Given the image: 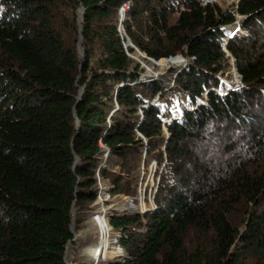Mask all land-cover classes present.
I'll return each mask as SVG.
<instances>
[{
	"label": "trees",
	"instance_id": "16d2710c",
	"mask_svg": "<svg viewBox=\"0 0 264 264\" xmlns=\"http://www.w3.org/2000/svg\"><path fill=\"white\" fill-rule=\"evenodd\" d=\"M128 1L123 27L135 48L155 60L193 58L175 78L180 114L164 84L147 81L123 49L118 10ZM162 1L0 0V264H66L72 208L95 197L85 188L100 138L128 171L144 139L164 141L168 159L155 209L111 219L129 238L122 239L126 261L110 264L264 260V0H239L226 11L197 0ZM170 12H179L171 26ZM230 26L238 33L230 35ZM224 43L241 86L218 93ZM113 182L119 189L117 177ZM192 230L210 238L212 252L186 258ZM237 239L241 251L232 250Z\"/></svg>",
	"mask_w": 264,
	"mask_h": 264
},
{
	"label": "rangeland",
	"instance_id": "374dc122",
	"mask_svg": "<svg viewBox=\"0 0 264 264\" xmlns=\"http://www.w3.org/2000/svg\"><path fill=\"white\" fill-rule=\"evenodd\" d=\"M159 1L160 0H157V1L151 0V3L153 5H155V4L159 3ZM171 1L172 0H164V1H162V4L168 5ZM229 2H231V4H229ZM236 2H237V0H212L211 1L212 4L217 5L221 10H224V11L231 9L233 7L236 8ZM78 9L76 10L77 19H78V14H77ZM178 13L177 12H175V13L170 12V14L168 15V25L169 26H171L175 23V21L178 18ZM118 15H119V13H118ZM140 22L144 26H147L148 22H147V15L146 14H144L142 16ZM120 24L123 26V21L120 22L118 20V25H120ZM123 29H124V27H123ZM143 29H144V27H143ZM124 31H125V29H124ZM228 31H229L230 35H234V34L238 33L239 28H238V26H233V27L230 26L228 28ZM225 38L228 39V36H226ZM127 40L129 42H127ZM129 43H130V45H129ZM124 44H125V46H123V49L125 50L127 55L133 61L132 65L138 64L140 66L139 70H142V75L144 74L145 79L147 81L157 80V81H161L164 84L165 91H166V97L169 99V102L173 103L175 112L177 114H180L181 107L178 108V106H177V101H178L177 90L174 89L175 78H176L179 70L181 68H183L185 66V64L187 65V64L191 63L190 61H192V60L188 59L190 61H187L185 56L177 54L178 56L183 57L184 62L178 63L179 60H177L175 58L177 56L176 55V56H173V59H174V60H172L173 62L166 63L163 60L160 62L161 65L158 66V65H154V63L152 61L147 60L145 54L142 51H140L139 49L135 48L132 45V43L130 42L128 37H126V38L124 37ZM129 48H133L134 50L132 52H129L128 51ZM223 50H226V46L223 47ZM76 51H77V45H76ZM100 54L101 53H100L99 49L96 48V50L94 51V53L91 56L95 55L97 57V56H100ZM77 55H78V58L81 59V55H79L78 52H77ZM227 56H228V60H226V62H225V64L227 66H226L224 73H219L217 75V77L222 82L221 87L217 89L218 93L224 92L223 91L224 87H227L228 89H233L235 87H238L236 84H239V85L241 84V79H238L236 77L237 72L235 69V60L233 63L232 62L233 57L231 58V56L228 54H227ZM83 60H84V58L82 59V64H83ZM90 61H91L92 67H95L96 61H97L96 58L94 56L90 57ZM146 70H149V71L146 72ZM78 80H79V78H78ZM80 90H82V93H83L84 87L78 88V96H79ZM225 91H227V90H225ZM157 98H158V95H156L155 99H157ZM114 106H115V110H116L117 109L116 108L117 103L114 102ZM138 115H140V112H138ZM165 130L166 129L162 127L164 137L166 135ZM232 132L233 131L227 132L228 137H230V135H232ZM223 133H225V132H223ZM227 134H225V137L227 136ZM135 136H137V135H135ZM214 139H216L215 140L216 142L218 141L217 138H214ZM225 140H226V138H224V141ZM229 141L232 142V139H229ZM163 143H164V141L162 143L157 144V146H153V145H149V142L146 139L143 140V144L145 145L144 150H143L142 154L134 156L133 168L130 171H128L126 169H122V172H124L126 175V177H125L127 179L126 183H124V179L117 177L118 181H119V185L122 188H129L130 185H134L135 182H138V175H139V171H140L141 167H143V169L147 172L148 175L159 176V178H161L162 171L164 172L167 170L166 161L168 160L166 153H165V148L163 147ZM244 143L245 142L243 141V144ZM102 168H105V167H102ZM97 172H98V168H93L92 173H91L92 175L90 176L92 184L90 187L85 188V191H88V193H91L94 196L97 195V190L100 187L104 193L108 192V191H106L104 184L101 183V179H99L100 174L97 175ZM79 178H80V176H79ZM114 178H116V177H114ZM101 197L104 198V194L101 195ZM102 198L97 199V200H94V199L84 200L81 203H79L77 205V207L72 208L73 212L71 211L70 227L72 230L73 238L67 246V253H66V256L64 259V262L66 264H80L79 260H81V259H79V255H81V250H86V249H88L89 246L91 247L95 243H97V237L95 235L96 229L94 226L88 225L87 222L90 220L91 213H94L96 209L103 210L105 208V206L101 202ZM109 199H111V197L107 198V200H109ZM121 230H122V233H121V239H122V235H123L124 231H123V228ZM136 230L138 231L140 229L136 228ZM188 236H189L188 239L186 238L185 243H184L185 248H186V252H185L186 258H188V255L193 254L195 252L208 254V253L213 251V249H211L209 247L208 240H210V238L208 236H205L203 234L198 235L193 230L189 232ZM121 239L117 238V240H119L118 242H121ZM232 250H234V251L243 250V246H242L241 241H239L237 239L235 242V246L232 248ZM245 260H246L245 264H264V260H258L255 257H250L248 259L245 258ZM101 264H110V263L105 262V263H101Z\"/></svg>",
	"mask_w": 264,
	"mask_h": 264
},
{
	"label": "built area",
	"instance_id": "2783aa9c",
	"mask_svg": "<svg viewBox=\"0 0 264 264\" xmlns=\"http://www.w3.org/2000/svg\"><path fill=\"white\" fill-rule=\"evenodd\" d=\"M197 1L202 6L211 3V1L209 0ZM129 7L130 1L124 3L119 8L118 20L120 22H124V18L126 16L127 11L129 10ZM117 31L118 35L122 39L123 46H125L124 37L126 38L127 36L125 35L126 33L121 24L117 25ZM225 40L227 41V38H225ZM127 42L129 41L127 40ZM146 58L147 60L152 61L154 65L158 66L161 65L160 62L163 60L166 63L173 62L172 60H174L173 57L162 58L159 60H155L147 56ZM175 58L179 60L178 63L184 62V59L181 56L177 55ZM186 59L187 61H193V58ZM233 61L234 59H232V62ZM148 71L149 70H146V72ZM139 112L141 115V109H139ZM113 113L114 110L110 112V115L107 118V123L110 122V117ZM135 133L138 137L143 138L142 135L137 132V130H135ZM98 146L100 152L95 168H98L97 175L100 174L99 179H101V183L104 184V187L108 192L104 193L100 187L97 190V195L94 197V200H97L102 198L101 195L104 194V198H102L101 202L103 203L105 208L103 210L96 209L94 213H91L90 220L87 222L88 225L94 226L96 229L95 235L97 237V243H95L91 247L89 246L86 250H81V255H79V259L81 260L79 261L80 264H101L105 262L124 263L128 257V249L126 245L123 244L122 239L129 237L122 235L121 239L122 228L120 226L116 227L112 225L111 219L114 217L126 218L131 217L133 215L144 216L145 214L152 212L156 207L155 196L159 187L160 178L159 176L148 175L147 172L143 169V167H141L138 175V182H135L134 185H130L129 188H123V190H121V186H118L119 189H117L113 182L114 177H120L124 179V183H126L127 180L125 178V173L122 172V159L116 153H114L107 145H105L102 142L101 138L98 139ZM108 197H111V199L107 200ZM70 231L72 233L71 227ZM117 238H120L121 242H118L119 240H117ZM69 242L66 244L64 259L67 253V246Z\"/></svg>",
	"mask_w": 264,
	"mask_h": 264
},
{
	"label": "water",
	"instance_id": "95a60500",
	"mask_svg": "<svg viewBox=\"0 0 264 264\" xmlns=\"http://www.w3.org/2000/svg\"><path fill=\"white\" fill-rule=\"evenodd\" d=\"M229 4H231V2H229ZM239 4V0H237L236 2V8ZM78 19H77V26H78V32H79V38H78V42H77V52L79 53V55H81V61H80V66H79V70L81 69L82 66V59L84 58V49L82 47V38H81V29H82V19L84 16V8L82 7V5L79 7L78 11ZM238 87L241 86V84H236ZM82 95V90H80L79 96L77 97V99H79ZM74 118L77 120L76 115L74 116ZM78 122V120H77Z\"/></svg>",
	"mask_w": 264,
	"mask_h": 264
},
{
	"label": "clouds",
	"instance_id": "9594fccd",
	"mask_svg": "<svg viewBox=\"0 0 264 264\" xmlns=\"http://www.w3.org/2000/svg\"><path fill=\"white\" fill-rule=\"evenodd\" d=\"M227 41H228V39H227ZM227 41L225 40V43H226ZM225 43L223 44L222 49H223L224 46H226ZM226 50H227V49H226ZM226 50H225V51H226ZM223 51H224V50H223ZM225 51H224V53L226 54L227 51H226V52H225ZM227 54L230 55L228 52H227ZM227 54H226V57H228ZM230 56H231V55H230ZM231 57H232V56H231ZM232 59H234V58H232ZM234 60H235V59H234ZM233 63H234V61H233ZM236 77H237L238 79H241V77H240V75H239L238 73L236 74ZM165 131H166V130H165ZM165 137H167V133H166ZM145 215H146V214H145ZM70 232H71V231H70ZM71 234H72V233H71Z\"/></svg>",
	"mask_w": 264,
	"mask_h": 264
}]
</instances>
